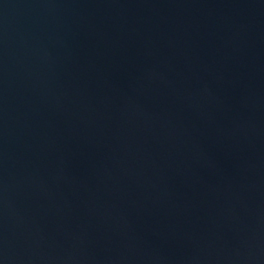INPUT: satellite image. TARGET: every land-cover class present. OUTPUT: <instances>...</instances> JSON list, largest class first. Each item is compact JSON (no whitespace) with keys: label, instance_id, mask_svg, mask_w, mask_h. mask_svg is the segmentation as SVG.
I'll return each mask as SVG.
<instances>
[{"label":"water","instance_id":"95a60500","mask_svg":"<svg viewBox=\"0 0 264 264\" xmlns=\"http://www.w3.org/2000/svg\"><path fill=\"white\" fill-rule=\"evenodd\" d=\"M0 264H264V0H0Z\"/></svg>","mask_w":264,"mask_h":264}]
</instances>
